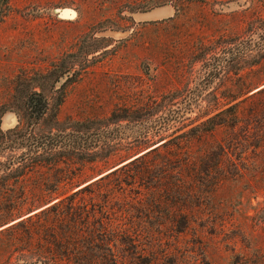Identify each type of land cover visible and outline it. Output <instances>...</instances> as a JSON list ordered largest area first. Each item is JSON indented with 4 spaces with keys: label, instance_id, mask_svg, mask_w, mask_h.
<instances>
[{
    "label": "rangeland",
    "instance_id": "374dc122",
    "mask_svg": "<svg viewBox=\"0 0 264 264\" xmlns=\"http://www.w3.org/2000/svg\"><path fill=\"white\" fill-rule=\"evenodd\" d=\"M263 86L264 0H0V123L17 116L0 127V264H264ZM208 118L222 149L198 198L115 192L101 248L64 257L47 242L71 233L35 213L162 143L145 131ZM92 198L103 205L74 200Z\"/></svg>",
    "mask_w": 264,
    "mask_h": 264
},
{
    "label": "trees",
    "instance_id": "16d2710c",
    "mask_svg": "<svg viewBox=\"0 0 264 264\" xmlns=\"http://www.w3.org/2000/svg\"><path fill=\"white\" fill-rule=\"evenodd\" d=\"M262 91H264V87L255 93ZM31 96L28 102L34 109L32 113H35L34 118L36 119L37 116L44 114L42 111L46 109V104L43 100L36 99L38 102L34 107L33 98L41 97V95L35 93ZM212 121V118H208L194 125L187 132L177 135L174 132L166 137H162L163 133L172 129L169 121L159 124L151 131H145L144 138L148 139L151 134L152 137L160 138L162 143L33 215L54 213L58 218L66 221V229L71 234L47 240V242L52 245L51 241H54L60 249L61 256L64 257L75 254L74 252L79 250V246L89 249L90 252L94 251V248H101L102 245L99 242H103L105 234L110 230V220L117 216L116 211L109 208L108 203L117 199L115 192L123 195L122 201L131 200L135 202L134 204L143 201L142 188L161 191L162 194L158 193L157 196H153L156 202L169 199L180 200L185 196L198 198L201 195L199 193L203 191L201 186L205 183L204 176L208 173V169L218 167L217 163L213 166L208 165L209 151L215 150L216 157L214 159L217 160V152L222 149L219 142L214 145L207 140L215 129V126L211 124ZM128 187L134 189V196L128 197L127 192L131 191L127 190ZM85 193H91L98 198L97 201H104L103 205L102 202L99 205L93 204L94 198L91 199L89 207L75 202L74 198ZM108 208L110 210H107ZM97 212L105 214L102 220L97 217ZM22 223L23 220H20L13 225ZM78 224H83V227L86 228L85 236H78L75 233V230L79 229ZM183 231L184 228L177 230L179 233ZM85 243L87 246L84 245ZM53 258L57 262V257ZM53 262L52 264H54Z\"/></svg>",
    "mask_w": 264,
    "mask_h": 264
},
{
    "label": "water",
    "instance_id": "95a60500",
    "mask_svg": "<svg viewBox=\"0 0 264 264\" xmlns=\"http://www.w3.org/2000/svg\"><path fill=\"white\" fill-rule=\"evenodd\" d=\"M162 8H164L167 11V16L163 15V17H162V16H160V14H158L159 17H153L152 18L150 16V14H151V12L153 10L162 9ZM156 9H153L151 11H146V12H141V13L135 14L134 17L136 19H138L139 21H142V22H151V21L158 20V19H165V18L170 16V12L171 11H170V9L167 6L159 7V8H156ZM148 14H149V16H148ZM8 117H10V119H8ZM16 124H17V116H16V114L14 112L8 111V112H6L3 115L2 119H1V123H0V127L3 130H9V129L14 128ZM115 169H117V168H115ZM113 170H111V171H113Z\"/></svg>",
    "mask_w": 264,
    "mask_h": 264
},
{
    "label": "bare ground",
    "instance_id": "6f19581e",
    "mask_svg": "<svg viewBox=\"0 0 264 264\" xmlns=\"http://www.w3.org/2000/svg\"><path fill=\"white\" fill-rule=\"evenodd\" d=\"M158 14H160V16H162L163 17V15H166L167 16V11L164 9V8H162V9H156V10H153L152 12H151V14H150V16L153 18V17H159V15ZM157 15V16H156ZM148 16H149V14H148Z\"/></svg>",
    "mask_w": 264,
    "mask_h": 264
}]
</instances>
